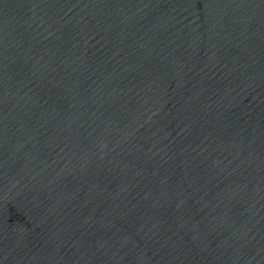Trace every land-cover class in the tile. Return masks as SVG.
Here are the masks:
<instances>
[{"label": "water", "instance_id": "obj_1", "mask_svg": "<svg viewBox=\"0 0 264 264\" xmlns=\"http://www.w3.org/2000/svg\"><path fill=\"white\" fill-rule=\"evenodd\" d=\"M0 264H264V0H0Z\"/></svg>", "mask_w": 264, "mask_h": 264}]
</instances>
